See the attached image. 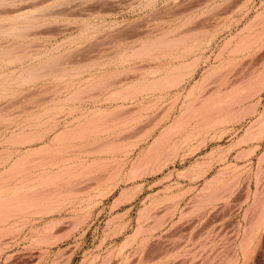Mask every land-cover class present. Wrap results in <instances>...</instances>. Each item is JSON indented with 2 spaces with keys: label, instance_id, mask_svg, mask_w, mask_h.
Segmentation results:
<instances>
[{
  "label": "rangeland",
  "instance_id": "374dc122",
  "mask_svg": "<svg viewBox=\"0 0 264 264\" xmlns=\"http://www.w3.org/2000/svg\"><path fill=\"white\" fill-rule=\"evenodd\" d=\"M0 264H264V0H0Z\"/></svg>",
  "mask_w": 264,
  "mask_h": 264
}]
</instances>
